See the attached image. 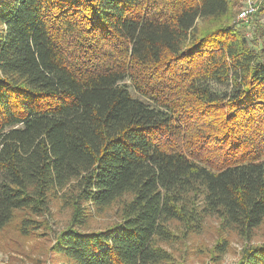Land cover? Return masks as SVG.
<instances>
[{"label": "trees", "instance_id": "1", "mask_svg": "<svg viewBox=\"0 0 264 264\" xmlns=\"http://www.w3.org/2000/svg\"><path fill=\"white\" fill-rule=\"evenodd\" d=\"M235 14L232 0H0V232L49 229L55 203L63 264H182L174 246L210 217L250 240L264 24L249 38ZM232 264H264V239Z\"/></svg>", "mask_w": 264, "mask_h": 264}, {"label": "rangeland", "instance_id": "2", "mask_svg": "<svg viewBox=\"0 0 264 264\" xmlns=\"http://www.w3.org/2000/svg\"><path fill=\"white\" fill-rule=\"evenodd\" d=\"M263 0H232L236 14L234 21L244 25L243 29L249 38L255 37L257 23L264 24V14L256 21L255 13ZM235 2V3H234ZM254 6V13L247 21L238 18V13L246 6ZM216 89L224 91L227 86H216ZM50 222L49 229L38 230L31 236H22L17 227L16 219H13L4 230L0 232V264H63L65 259L54 253L51 249L54 234L66 223L67 211L59 204L52 203L51 213L47 216ZM115 219L113 210L103 214L94 215L87 225L88 228L97 229L107 225ZM225 237L228 241V249L218 261L214 260L213 246L218 238ZM264 239V221L254 230L253 237L247 240L233 231L223 229L216 217L205 220L202 231L188 237L185 245L174 246L176 255L182 258V264H232L240 257V252L246 244H256Z\"/></svg>", "mask_w": 264, "mask_h": 264}, {"label": "built area", "instance_id": "3", "mask_svg": "<svg viewBox=\"0 0 264 264\" xmlns=\"http://www.w3.org/2000/svg\"><path fill=\"white\" fill-rule=\"evenodd\" d=\"M254 11V6L247 5L246 7L242 8V10L238 13V18L247 21L248 17L252 15Z\"/></svg>", "mask_w": 264, "mask_h": 264}]
</instances>
